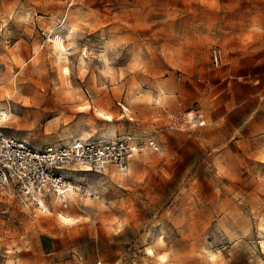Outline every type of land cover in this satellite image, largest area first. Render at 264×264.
I'll return each mask as SVG.
<instances>
[{
  "label": "rangeland",
  "instance_id": "rangeland-1",
  "mask_svg": "<svg viewBox=\"0 0 264 264\" xmlns=\"http://www.w3.org/2000/svg\"><path fill=\"white\" fill-rule=\"evenodd\" d=\"M0 107L36 148H160L36 217L1 189L0 264H264V0H0Z\"/></svg>",
  "mask_w": 264,
  "mask_h": 264
},
{
  "label": "built area",
  "instance_id": "built-area-1",
  "mask_svg": "<svg viewBox=\"0 0 264 264\" xmlns=\"http://www.w3.org/2000/svg\"><path fill=\"white\" fill-rule=\"evenodd\" d=\"M8 118L0 107V129ZM143 147L159 152L154 139L139 144L130 136L113 142L88 143L71 141L36 148L26 140L0 132V190L13 185L25 207L45 210V201L54 196L66 206L74 196L78 202L98 200L99 196L83 184L74 183L70 172L77 169L101 170L114 166L121 173L128 171L130 159Z\"/></svg>",
  "mask_w": 264,
  "mask_h": 264
},
{
  "label": "crops",
  "instance_id": "crops-1",
  "mask_svg": "<svg viewBox=\"0 0 264 264\" xmlns=\"http://www.w3.org/2000/svg\"><path fill=\"white\" fill-rule=\"evenodd\" d=\"M107 168V167H106ZM83 172V171H82ZM5 189H12L13 191L16 192L15 188L13 185H9L8 187H6ZM4 190V189H3ZM52 200H57L54 196L52 195H49L45 201V205L47 204L48 201H52ZM58 201V200H57ZM28 208L30 211H32L33 213V216L36 217V212H40V213H43L45 211H47V208L44 210V211H40V210H36V209H33V208H29V207H26ZM71 219V218H70ZM39 246H40V252H43V253H48L50 250H51V246H52V242L49 241L48 239H44V237L42 238L41 237V241L39 243Z\"/></svg>",
  "mask_w": 264,
  "mask_h": 264
},
{
  "label": "bare ground",
  "instance_id": "bare-ground-1",
  "mask_svg": "<svg viewBox=\"0 0 264 264\" xmlns=\"http://www.w3.org/2000/svg\"><path fill=\"white\" fill-rule=\"evenodd\" d=\"M60 47V46H59ZM63 74L65 75V76H69V74H70V72H69V69H68V67L67 66H65L64 67V69H63ZM83 110H86V109H89L90 108V106L88 105V104H85V105H83L82 107H81ZM111 117L110 116H108V119H110ZM60 217H61V219H63L65 222H69L70 221V219H68V218H65L64 216H61L60 215ZM71 222V221H70Z\"/></svg>",
  "mask_w": 264,
  "mask_h": 264
}]
</instances>
